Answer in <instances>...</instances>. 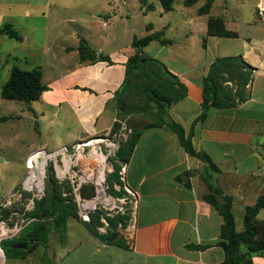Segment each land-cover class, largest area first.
I'll return each instance as SVG.
<instances>
[{
	"label": "crops",
	"instance_id": "crops-1",
	"mask_svg": "<svg viewBox=\"0 0 264 264\" xmlns=\"http://www.w3.org/2000/svg\"><path fill=\"white\" fill-rule=\"evenodd\" d=\"M117 1L0 0V27L12 25L22 38L16 41L27 47L15 60L25 61L28 67H13L42 68L48 88L26 106L44 139L32 145L28 157L41 147L57 151L114 129L119 120L115 98L135 53L134 38L164 32L171 41L169 45L153 41L143 53L165 64L186 87L187 96L172 105L169 114L187 134L202 114L203 82L212 64L218 58L242 56L251 68L246 100L232 108L211 109L196 127L193 143L219 168L212 173L214 184L233 197L236 231H244L246 208L264 194V15L260 4L249 16H243L240 7L222 6L213 12L238 34L226 38L208 36L209 15H205L206 26L195 30L192 18L184 16L173 23L168 19L175 9L166 13L163 6L146 5V0H142L145 15L138 31L130 10L125 13ZM83 40L96 61L92 62L93 57L82 60ZM38 55L41 63L29 67ZM204 169L200 160L186 153L174 132L166 127L147 130L128 162L127 183L139 203L132 239L123 235L126 248L105 245L81 221L69 218L64 230L51 234L47 249L39 246L22 258L6 257L5 264H45L46 257L54 264H111L106 253L112 248L120 251L115 264H222L225 253L219 243L224 220L203 198L207 194L200 178ZM188 172H195L189 177L190 187L178 181ZM257 220L264 223V210ZM253 263L264 264V256L255 257Z\"/></svg>",
	"mask_w": 264,
	"mask_h": 264
},
{
	"label": "trees",
	"instance_id": "trees-1",
	"mask_svg": "<svg viewBox=\"0 0 264 264\" xmlns=\"http://www.w3.org/2000/svg\"><path fill=\"white\" fill-rule=\"evenodd\" d=\"M177 1L161 0L164 11L166 13L174 11ZM215 1L183 0V5L186 8H191L204 2L203 7L199 10V15H209L208 36L237 38L238 34L228 30L221 17L211 15ZM0 36H7L15 40L22 39L10 24L0 27ZM153 41H159L163 45L171 44V41L165 39L164 32H156L141 39L134 38L132 46L135 53L129 58L126 79L116 94L118 119L126 122L132 129V134L123 143L117 155L118 161L120 163L130 161L145 131L166 127L174 132L186 153L205 165L204 171L200 174L207 189V194L203 198L214 207L224 220L221 228V242L219 243L225 253V260L222 264H254L255 257L264 256V223L257 220L259 213L264 210V194L258 198L255 205L246 208L244 231L237 232L232 211L234 199L225 194L213 181L212 173L219 172V168L206 153L197 151L193 143L196 127L207 119L211 109L232 108L246 100L247 95L245 96L244 93L250 81V74L247 71L251 68L244 62L242 56L216 59L203 82L202 114L194 122L191 132L187 134L180 124L171 119L169 114L172 105L187 96V89L165 64L144 55V47ZM204 44L206 45V41ZM80 52L82 60L85 57H93L92 62L96 61L95 55L84 40L81 43ZM99 59L108 60L105 57ZM47 89V86L43 84L42 68L25 71L13 67L9 81L2 88L1 96L5 100L21 101L29 105L39 100ZM117 127L116 123L114 129ZM115 168L116 173L110 177V182L119 180L120 167L116 164ZM193 173L195 172L186 173L184 177H179L178 181L190 187L189 177ZM65 190H69V188L57 182L53 175L49 174L45 183L44 197L35 201L33 212L28 214L34 221L23 230L19 237L2 244L7 258H22L39 246L47 249L51 234L64 230L69 218L80 221L77 204L71 197L63 196ZM81 194L86 198L92 197L94 195L92 186H83ZM28 195L25 193L26 197ZM100 215L99 212L92 214L91 221L83 224L105 245L126 248L125 239L118 232V226L123 223V226L126 227L129 218L121 216L110 218L111 230L107 234H100L98 230L101 226ZM20 244H26V250L17 249L16 247ZM44 263L46 264V259Z\"/></svg>",
	"mask_w": 264,
	"mask_h": 264
},
{
	"label": "rangeland",
	"instance_id": "rangeland-1",
	"mask_svg": "<svg viewBox=\"0 0 264 264\" xmlns=\"http://www.w3.org/2000/svg\"><path fill=\"white\" fill-rule=\"evenodd\" d=\"M145 3L150 6L155 5L158 8L162 6L160 0H146ZM259 4L261 6H259V10L261 14L264 15L262 11L264 10V0H216L211 15L213 12H217L220 7L228 6L231 10L238 7L244 8L243 10L245 13L242 15L249 16ZM116 5L123 9L125 13L127 10H130L133 15L134 26L140 31L143 22L142 16L145 15L144 12H141L145 7L144 2L142 0H118ZM203 5L204 2H200L191 8H186L183 5V0H178L175 4V11L169 15L168 20L177 23L183 21L184 16H187L188 19L192 18L193 28L199 30L201 25H204V27L206 26L207 21V16L199 15V10ZM162 13L165 14L164 11ZM150 17L157 19V14L151 13ZM260 24L262 25L263 23L260 22ZM262 26L264 27V25ZM257 35L261 36L260 33ZM193 38H195V35ZM26 48L24 44L14 39H9L7 37L0 38V221H6L11 225L16 223L21 224L25 221L23 224L24 229L34 221L28 214L33 212L35 201L41 200L44 197L46 180L49 174H53L50 169H47L43 194H38L35 188L29 191L22 186L24 179L29 176L28 174L30 171V158L28 157V153L35 142L44 139L41 137V132L37 129L35 124V116L26 109L27 103L5 100L1 96L3 86L9 81L11 68L13 66L24 69L28 67L25 61L22 60V62H18L15 60V56H20L25 52ZM38 58H40L39 55L32 57L33 61H29V64L32 66L29 67L32 68L35 67L34 65L37 63H41ZM54 150L56 149L53 147L48 148L50 153ZM39 154L36 163L32 164V172L34 166L46 157L44 151ZM20 176L23 177V179L21 178L22 180L17 182ZM25 193L29 195L26 197ZM35 195H37V197H34ZM33 199L34 204L32 205ZM6 212L8 213L7 216ZM53 237L55 238V235H53ZM125 244L127 246L126 241ZM119 252L120 251L115 248L107 251L106 254L108 255L106 258L108 261L110 260L111 264L120 261ZM121 261L125 262V259H121Z\"/></svg>",
	"mask_w": 264,
	"mask_h": 264
},
{
	"label": "built area",
	"instance_id": "built-area-1",
	"mask_svg": "<svg viewBox=\"0 0 264 264\" xmlns=\"http://www.w3.org/2000/svg\"><path fill=\"white\" fill-rule=\"evenodd\" d=\"M117 124L118 127L107 135L80 141L51 153L47 147H41L29 159V176L24 179L22 186L26 188L27 183L30 184L32 164L36 163L39 153L44 151L48 157L44 165L43 188L40 192L37 190L38 194L44 192L47 169H50L57 182L69 188L64 191L63 196L71 197L77 204L79 219L82 223H89L91 215L99 212L101 226L98 230L100 234H107L111 230L110 218L128 217L127 226L124 227L123 223H120L118 232L132 239L136 228L133 217L138 208L139 197L127 183L128 163H120L117 157L123 143L132 134V129L124 121L118 120ZM116 164L120 167L119 180L111 183L110 177L116 173ZM85 185L93 188L94 195L90 198L83 197L81 194V189ZM24 223L25 221L11 225L6 221H0V253L3 256L1 264H5L6 261L2 244L17 238L24 229Z\"/></svg>",
	"mask_w": 264,
	"mask_h": 264
},
{
	"label": "bare ground",
	"instance_id": "bare-ground-1",
	"mask_svg": "<svg viewBox=\"0 0 264 264\" xmlns=\"http://www.w3.org/2000/svg\"><path fill=\"white\" fill-rule=\"evenodd\" d=\"M47 157L48 156L46 155V157L42 161L38 162L36 166H34V170L30 178V184L27 183L26 185V189H28L29 191L33 190L34 188L37 189L39 192L42 191V184L44 179V165ZM35 180L37 181L36 183L34 182ZM2 260L3 256L0 253V262H2Z\"/></svg>",
	"mask_w": 264,
	"mask_h": 264
},
{
	"label": "water",
	"instance_id": "water-1",
	"mask_svg": "<svg viewBox=\"0 0 264 264\" xmlns=\"http://www.w3.org/2000/svg\"><path fill=\"white\" fill-rule=\"evenodd\" d=\"M17 249H26L27 245L26 244H21L16 247ZM46 264H54L50 258L46 257Z\"/></svg>",
	"mask_w": 264,
	"mask_h": 264
}]
</instances>
